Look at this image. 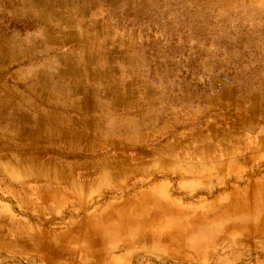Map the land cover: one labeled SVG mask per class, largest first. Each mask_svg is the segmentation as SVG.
Returning a JSON list of instances; mask_svg holds the SVG:
<instances>
[{
	"label": "rangeland",
	"instance_id": "1",
	"mask_svg": "<svg viewBox=\"0 0 264 264\" xmlns=\"http://www.w3.org/2000/svg\"><path fill=\"white\" fill-rule=\"evenodd\" d=\"M66 1L0 0V264L87 262L158 181L263 204L264 0Z\"/></svg>",
	"mask_w": 264,
	"mask_h": 264
},
{
	"label": "crops",
	"instance_id": "2",
	"mask_svg": "<svg viewBox=\"0 0 264 264\" xmlns=\"http://www.w3.org/2000/svg\"><path fill=\"white\" fill-rule=\"evenodd\" d=\"M72 2L67 0L65 5ZM44 16L41 22H48ZM207 175L204 180L174 184L154 182L138 190L136 205L105 207L102 212L96 208V217L104 219L98 226L102 229L84 245L89 248L88 261L80 264H212L215 259L238 264L256 250L264 252V203H256L257 192L216 188L213 183L220 176ZM225 232L232 234L223 236ZM95 242L98 248H91Z\"/></svg>",
	"mask_w": 264,
	"mask_h": 264
}]
</instances>
